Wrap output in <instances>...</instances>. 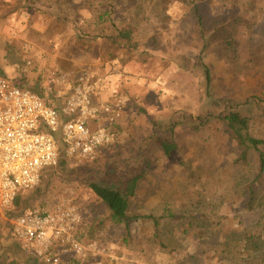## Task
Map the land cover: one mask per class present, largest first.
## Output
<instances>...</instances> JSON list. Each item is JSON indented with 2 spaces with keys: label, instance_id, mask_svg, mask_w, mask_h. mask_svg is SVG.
<instances>
[{
  "label": "rangeland",
  "instance_id": "1",
  "mask_svg": "<svg viewBox=\"0 0 264 264\" xmlns=\"http://www.w3.org/2000/svg\"><path fill=\"white\" fill-rule=\"evenodd\" d=\"M192 8L183 0H0L5 77L61 108L69 90L51 80L87 70L126 104L113 146L86 163L59 145L57 166L0 210V264H42L14 242L8 220L69 193L85 239L135 264H264V172L256 154L237 160L220 121L239 112L264 141V0L197 2L200 25ZM171 129L168 159L156 139ZM133 177L130 221L113 224L89 185L122 189Z\"/></svg>",
  "mask_w": 264,
  "mask_h": 264
},
{
  "label": "built area",
  "instance_id": "2",
  "mask_svg": "<svg viewBox=\"0 0 264 264\" xmlns=\"http://www.w3.org/2000/svg\"><path fill=\"white\" fill-rule=\"evenodd\" d=\"M103 83L104 78L87 70L72 77L55 76L52 86L70 93L57 108L0 77V210L14 205L21 193L36 189L43 168L57 166L59 145L69 158L86 163L114 145L126 104L117 93L103 101ZM8 230L14 242L42 264H64L65 256L77 263L138 262L118 256L112 245L85 239L80 207L70 193L55 204L35 206L10 218Z\"/></svg>",
  "mask_w": 264,
  "mask_h": 264
},
{
  "label": "trees",
  "instance_id": "3",
  "mask_svg": "<svg viewBox=\"0 0 264 264\" xmlns=\"http://www.w3.org/2000/svg\"><path fill=\"white\" fill-rule=\"evenodd\" d=\"M183 1L189 3V5H192L193 15L200 25L202 22V18L200 17L197 9V2H201L203 0ZM0 77H5V74L1 71ZM205 78L206 82L209 83L210 75L208 71H206L205 73ZM21 86L25 88L23 84ZM220 121L225 126L230 140L234 143L235 150H237L238 153L237 160L239 162H245L247 161V158L250 154H256L259 173H263L264 141L251 135L249 128V119L241 115L239 112H229L228 114L223 116ZM156 141L164 157L168 159L173 157V153L176 149V144L174 142V133L172 129L166 134V136L158 137ZM60 163L63 164V161L61 160ZM139 179V177H133L131 179L124 180L122 189L107 188L99 185L98 183H91L89 185V188L93 192V194L104 204L107 211L106 219L108 221L116 225H124L127 227L130 221L127 211L129 208L130 200L134 196L135 187ZM155 222L157 223V221Z\"/></svg>",
  "mask_w": 264,
  "mask_h": 264
},
{
  "label": "crops",
  "instance_id": "4",
  "mask_svg": "<svg viewBox=\"0 0 264 264\" xmlns=\"http://www.w3.org/2000/svg\"><path fill=\"white\" fill-rule=\"evenodd\" d=\"M115 90V89H114ZM112 93V89L111 87H104L103 90H102V95L103 97H107L108 95H110Z\"/></svg>",
  "mask_w": 264,
  "mask_h": 264
}]
</instances>
